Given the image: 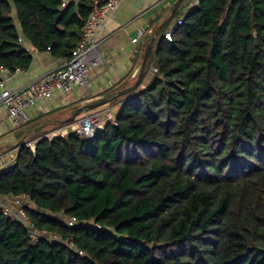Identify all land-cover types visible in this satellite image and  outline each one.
Returning <instances> with one entry per match:
<instances>
[{
  "label": "trees",
  "instance_id": "trees-1",
  "mask_svg": "<svg viewBox=\"0 0 264 264\" xmlns=\"http://www.w3.org/2000/svg\"><path fill=\"white\" fill-rule=\"evenodd\" d=\"M185 1L114 120L0 170V264H264V0ZM91 2L0 0V65L69 60Z\"/></svg>",
  "mask_w": 264,
  "mask_h": 264
},
{
  "label": "crops",
  "instance_id": "crops-1",
  "mask_svg": "<svg viewBox=\"0 0 264 264\" xmlns=\"http://www.w3.org/2000/svg\"><path fill=\"white\" fill-rule=\"evenodd\" d=\"M176 1L123 0L106 23L104 30L105 39L102 44L103 61L91 72L90 85L88 87H77L69 93H57L51 100L39 102L31 110L33 127L46 121L60 120L57 119L58 115L56 114L58 109L67 108L66 110H71L73 107L77 109L85 104L112 97L120 90L132 86L137 80L147 46L150 44L156 30L171 15ZM70 2L78 4L79 0H71ZM140 33H142V36L138 42L134 43L133 40ZM32 55L33 61L28 69L20 73L11 72L6 77V85L9 88L18 89L24 87L30 81L60 68L65 61L54 57L48 51L42 53L34 51ZM107 105L106 108L99 112L103 123L107 121L105 112L109 109L115 112L117 109V106L111 102ZM73 112V110L69 111L68 115L62 117V119L68 118ZM3 117L0 112V119ZM71 124L49 125L55 126V128L41 135V137L52 136L56 132L66 133V131L70 130ZM29 126L27 124L22 128H13L8 122L0 124V137L3 141L0 151L3 152L10 149V151L17 150L18 152V148H14V145L17 144L28 129L33 128L27 129ZM16 129L18 130L16 134L10 135L11 130ZM31 132L26 138L29 137ZM36 139L33 141L29 140L27 143H34L35 145Z\"/></svg>",
  "mask_w": 264,
  "mask_h": 264
},
{
  "label": "built area",
  "instance_id": "built-area-1",
  "mask_svg": "<svg viewBox=\"0 0 264 264\" xmlns=\"http://www.w3.org/2000/svg\"><path fill=\"white\" fill-rule=\"evenodd\" d=\"M71 0H61L62 6H66ZM123 0H92V12L83 28L79 43L72 51V57L65 60L60 68L50 71L47 74L30 81L26 86L12 89L6 85V77L11 73L6 67L0 65V112L3 118L0 124L8 122L13 128H22L32 121L31 110L39 102L51 100L57 93H69L77 87H88L91 83V72L103 61L102 44L105 39L104 30L111 15L117 10ZM181 21H178L180 23ZM172 29L165 34L167 40H171ZM142 33L133 40L138 42ZM157 71L156 68H152ZM17 68L15 72H23ZM106 119L114 120V112L109 109L105 112ZM104 126L101 114H86L78 118L71 124L70 130L66 133L56 132L53 137H65L71 131L92 138L97 131ZM34 150V143H27ZM16 151L0 153V170L12 167L16 158ZM17 210L4 207V212L13 218L22 220L31 229L30 237L38 239L40 232L34 230V225L30 221L22 199L15 200ZM74 218L69 221L74 224Z\"/></svg>",
  "mask_w": 264,
  "mask_h": 264
},
{
  "label": "water",
  "instance_id": "water-1",
  "mask_svg": "<svg viewBox=\"0 0 264 264\" xmlns=\"http://www.w3.org/2000/svg\"><path fill=\"white\" fill-rule=\"evenodd\" d=\"M183 0H177L176 3L174 4V7L172 9L171 15L163 22V24L160 26V28L158 30H156L150 44L147 46L146 52L144 54L143 57V61L141 64V68L137 77L136 82L128 87L125 88L123 90H120L117 94H115L112 97H107V98H103L97 102L94 103H90V104H85L83 106H80L79 108H77L73 114L71 116H69L68 118L65 119H60V120H51V121H46L43 122L41 124H38L36 126H34L31 129H28L25 134L19 139V141L17 142V144L14 145V148L18 147L26 138V136L31 132V131H35L38 130L40 128H44L46 126L49 125H63V124H67V123H72L75 122L82 113L88 111V110H94L97 108H100L102 106H105L107 104H109L110 102H112L113 100L117 99L118 97H120L121 95L127 94L131 91H133L136 87H138L146 73L147 70V66L150 62L151 59V54H152V50H153V45L155 42V38L158 36L160 29H162L166 24H168L170 22V20L172 19V17L174 16L175 12L177 11V9L179 8L180 4L182 3Z\"/></svg>",
  "mask_w": 264,
  "mask_h": 264
},
{
  "label": "rangeland",
  "instance_id": "rangeland-1",
  "mask_svg": "<svg viewBox=\"0 0 264 264\" xmlns=\"http://www.w3.org/2000/svg\"><path fill=\"white\" fill-rule=\"evenodd\" d=\"M193 0H186L185 2H184V4H183V6L181 7V13L183 14L185 11H186V9L189 7V5H190V3L192 2ZM108 105H106V106H102V107H100V108H97V109H94V110H88V111H86V112H84V113H82L81 115H80V117H83L84 115H86V114H92V113H97V112H100V110H102V109H104V108H106ZM67 108H62V109H58L57 110V119H62V117H65L66 115H68V113H69V111L71 112L72 110L73 111H75L76 109H74V107L71 109V110H66ZM79 117V118H80ZM102 117H103V114H102ZM32 123L33 122H30L29 124H28V126L29 125H32ZM26 126V125H25ZM57 127V126H56ZM55 128V126H46V127H44V128H41V129H38V130H35V131H33V132H31V134L29 135V137H28V139L27 140H35L37 137H39V136H41V135H43V134H45V133H47V132H49V131H51L52 129H54ZM18 130L16 129V130H11V134L10 135H15L16 134V132H17ZM3 141H2V138L0 137V146H2V143ZM8 151H10V149H7V150H5V151H3V152H8ZM0 153H2V151H0Z\"/></svg>",
  "mask_w": 264,
  "mask_h": 264
}]
</instances>
